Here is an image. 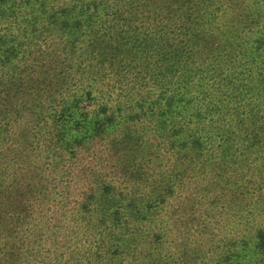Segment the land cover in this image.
<instances>
[{
  "label": "rangeland",
  "instance_id": "1",
  "mask_svg": "<svg viewBox=\"0 0 264 264\" xmlns=\"http://www.w3.org/2000/svg\"><path fill=\"white\" fill-rule=\"evenodd\" d=\"M256 1L231 0L232 17H243ZM218 2L226 9L227 0H212L210 9L203 6L201 33L209 28ZM50 33L54 36L26 35L32 42V55L24 57L27 65L37 58L45 65L38 74L45 82L39 83L44 104L35 110L48 112L57 104L58 95L52 102L45 99L53 87L67 92L62 96L66 103L71 96L88 94L95 104L83 101L81 106L89 114L102 106L99 111L111 116L114 102L126 99L128 82L115 84L112 74L96 76L98 68L82 70L81 51H68L65 39ZM14 65L18 69V62ZM54 67L62 70L56 71L57 79L51 77ZM21 78L28 89L29 69ZM167 81L168 88L178 85L175 77ZM261 97L256 93L253 100ZM164 100L157 98L159 113L147 120L143 113L128 117L131 107L117 108L114 115L124 119L114 128L140 131L143 124L147 131L141 153L124 159L117 158L114 147L122 139L119 132L102 134L75 154L52 156L35 146L42 143L36 134L45 132L39 127L48 125L37 128L27 112L8 123L0 155V264H264V244L258 246L264 237L260 162L254 156L245 161L223 157L217 141L204 144L208 151L200 156L190 154L171 136L176 126L177 131L191 128L181 120L187 115L182 111L178 117ZM257 101L252 106L257 117H264V103Z\"/></svg>",
  "mask_w": 264,
  "mask_h": 264
},
{
  "label": "trees",
  "instance_id": "2",
  "mask_svg": "<svg viewBox=\"0 0 264 264\" xmlns=\"http://www.w3.org/2000/svg\"><path fill=\"white\" fill-rule=\"evenodd\" d=\"M65 1L0 0V155L8 123L24 116L22 112L29 114L34 126H49L39 127L45 132L35 136L42 142L35 146H42L47 155L55 156L57 151L75 154L94 138L118 132L122 139L114 146L117 158L139 154L147 133L144 125L140 131L129 128L122 132L114 127L124 117L114 114L117 108L131 107L128 117L143 113L147 120L158 115L154 102L162 96L164 107L174 106L178 117L182 111L187 115L181 120L191 128L177 131L176 126L171 136L189 147L190 154L200 156L208 151L204 144L217 141L222 146L217 154L237 155L243 161L254 156L260 162L258 172L264 173V117H257V106H252L256 93L262 94L257 102L264 103V0L254 2L253 10L238 18L232 17L231 0L226 9L218 2L210 13L209 28L202 33L203 6L212 8V0ZM219 21L221 25L214 26ZM51 31L65 39L68 51H81L77 58H81L82 70L98 68L96 76L112 74L115 84L128 82L126 99L114 102L111 116L99 111L102 106L89 114L87 106H81L83 101L95 104L88 94L71 96L66 103L62 96L67 92L53 87L45 99L52 102L58 95L57 104L48 112L35 110L44 104L39 83L45 82H40L38 74L45 65L40 58L27 65L24 57L27 52L32 55V42L26 35L54 36ZM27 69L28 89L21 78ZM56 71L62 70L54 67L51 77L57 79ZM169 76L177 80L175 89L167 87ZM243 98L244 104H237ZM135 109L138 111L133 112ZM33 142L34 138L29 142L31 148ZM261 243L263 235L258 246Z\"/></svg>",
  "mask_w": 264,
  "mask_h": 264
}]
</instances>
